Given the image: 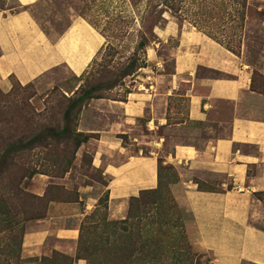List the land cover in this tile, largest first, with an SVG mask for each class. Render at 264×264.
<instances>
[{"label": "crops", "instance_id": "crops-1", "mask_svg": "<svg viewBox=\"0 0 264 264\" xmlns=\"http://www.w3.org/2000/svg\"><path fill=\"white\" fill-rule=\"evenodd\" d=\"M48 8L47 0H9L0 7L1 90L11 89V79L26 84L60 65L80 76L102 49L103 36L80 15L69 16L62 30L59 22L55 30L44 25ZM155 33L164 41L177 36L172 72L148 67L138 87L107 101L115 115L100 112L104 123L92 132L100 165L104 153L118 156L103 165L109 218H122L129 198L158 186L161 159L177 172L168 187L193 247L206 260L197 264H264V227L257 225L264 223V203L254 195L264 191V91L252 88L239 53L195 27L169 23ZM149 51V60L160 63ZM171 97L186 101L179 117L169 113ZM121 135L149 153L130 150ZM161 146L162 155L153 154ZM84 193L47 203L45 216L23 234V256H75L80 222L97 198ZM72 264L88 263L75 257Z\"/></svg>", "mask_w": 264, "mask_h": 264}, {"label": "rangeland", "instance_id": "rangeland-1", "mask_svg": "<svg viewBox=\"0 0 264 264\" xmlns=\"http://www.w3.org/2000/svg\"><path fill=\"white\" fill-rule=\"evenodd\" d=\"M171 1L179 8L174 9L176 12L162 4L158 8H148V0H47L48 12L41 19L44 25H51L55 30L59 22V30H62L69 16L80 15L103 36L102 49L80 76L60 65L32 82L21 84L11 79L9 91L0 89V133L4 137L20 131H37L42 126H51L58 132L66 124L68 110L71 127L81 132L76 137H88L78 147L57 137L51 145L33 146L29 152L13 155L16 165L5 172L4 183H18L23 174L35 170L32 176L19 182L25 193L44 195L45 200H73L81 191L85 192L84 196L97 197L95 207L80 222L82 232L79 236L82 235L83 244L95 252L91 264H178L185 258H191L192 264L199 263L201 258L206 262L193 247L168 187L177 172L174 168H166L168 164L163 161L157 188L139 192L136 200L129 198L127 212L122 218H109L107 211L104 186L108 176L104 174L103 165L106 161L117 160L118 156L104 153L105 159L100 165L96 161V156L101 154L97 145L99 138L92 132L100 130L104 123L100 112L115 115V108L106 105L107 101L122 99L138 87L137 82L146 77L144 70L148 67L155 70L159 66L160 71L172 72L170 50L175 47L177 36L164 41L155 32L172 23L181 29L193 26L225 45L228 42L251 70L252 88L264 91V9L260 8L258 0ZM7 2L9 0H0V7ZM141 32H145L149 42L138 49ZM149 49H154L160 63L149 60L152 52ZM133 58H136L134 67L129 65ZM90 88L93 91L89 96L72 108L73 100ZM169 107V113L179 117L185 111L186 101L183 97H171ZM158 131L161 133L162 129ZM127 136L121 135V139L124 144L128 143L130 150L149 153L146 146L140 149ZM165 149L163 146L159 150L156 148L153 154L160 157ZM201 186L213 187L210 184ZM20 202L13 197L0 200V264L4 259L9 264H72L79 239L74 257L59 252L41 257L22 255V235L36 218L25 219ZM41 202L38 213L45 211L44 200ZM257 225L264 227V223ZM8 250L10 255H7ZM87 263L90 264L88 260Z\"/></svg>", "mask_w": 264, "mask_h": 264}, {"label": "trees", "instance_id": "trees-1", "mask_svg": "<svg viewBox=\"0 0 264 264\" xmlns=\"http://www.w3.org/2000/svg\"><path fill=\"white\" fill-rule=\"evenodd\" d=\"M160 4H162V6L170 8L171 10H174L175 8H176V10L179 9L175 6V4L172 3V1L170 2V0H156V3H155V0H148L147 7L148 8L151 7L152 9H154V8H158L157 6ZM204 7L206 8L205 5H204ZM159 9H161L160 11H162V7H160ZM256 9H257V7H256ZM174 12H176V11L174 10ZM144 33L141 32L140 39H139V42L137 44L138 49L144 48L147 45V43L149 42L148 38H146V34H144ZM208 36L217 40L214 36H212L210 34ZM238 43H241V41L238 40ZM223 45H225V44H223ZM225 46L228 49H230L233 52L238 54V52L235 51L230 46V44L228 45V42ZM135 61H136V58H133V60H131L129 65L133 66L135 64ZM251 86H252V84H251ZM91 91H93L92 88L86 90L81 95H79L76 99H74L72 102V108L76 105H79L78 103H82L84 101V99L87 96H89V93ZM65 121H66L65 126L58 132L51 126H47V127L42 126L37 131H35V130L30 131V132H21L20 131L17 135H12L11 137H4V135L2 133H0V185H1L0 186V200L2 202V200H8L12 197L19 199L21 201L20 206L22 208L24 218L26 217L25 219H32V218L37 219V218H41V217L45 216V211L42 213H38L39 212L38 209L42 206L41 201L44 200L43 208L46 209V205L50 200H57V199L47 198L45 200L44 195L38 196V195L32 194V193H25V191L19 187L20 186L19 182L21 180H23L25 177L32 176L34 174L35 170H32L28 175L23 174L18 183H16L15 181H9L7 183L5 182L6 184L4 183L5 178H6L5 172L8 171V169L11 165L12 166L16 165L13 162V158H12L13 155H16L17 153H22V152H29L33 148V146L51 145L53 142L52 140H54L57 137L62 138V140H65L67 143H72V144L74 143L75 147H78L81 144V142H83L84 140H87V138H88L87 136H83V139H78L76 137L79 134L81 135V132H78V131H76L75 128L71 127V124H70L71 123V113L69 110L65 113ZM161 162H162V160L158 161V165H159L158 166V185L160 182L159 171H160ZM165 167L168 169L174 168L173 166H171L169 164L166 165ZM176 179H177V174L175 173V180ZM175 180H173V181H175ZM173 181H170V182H173ZM145 190L146 189H143L140 192L142 193ZM254 195L264 203V191L255 192ZM138 198H139V196H132L131 197V199H135V200ZM80 232H82V228H80ZM22 237H23V235H22ZM21 245H22V242H21ZM91 251L92 250L88 249V247L85 244H83L82 235H80L76 257L87 259L91 264V256L93 253H95V252H91ZM12 252H13V255H15V251L13 250ZM10 253H11V251L8 250L7 255H10ZM1 254H3V250L1 252ZM190 259L191 258H185V259H183V263H178V264H192V260H190ZM1 264H9V262L4 259L3 262H1Z\"/></svg>", "mask_w": 264, "mask_h": 264}]
</instances>
